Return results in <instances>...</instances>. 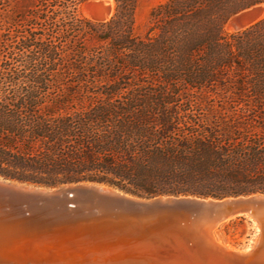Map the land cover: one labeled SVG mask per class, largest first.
Listing matches in <instances>:
<instances>
[{
    "label": "trees",
    "instance_id": "16d2710c",
    "mask_svg": "<svg viewBox=\"0 0 264 264\" xmlns=\"http://www.w3.org/2000/svg\"><path fill=\"white\" fill-rule=\"evenodd\" d=\"M83 1L41 0L31 67L0 66V176L148 197L264 193V17L225 29L264 0H166L144 34L140 0H115L104 22L78 17Z\"/></svg>",
    "mask_w": 264,
    "mask_h": 264
},
{
    "label": "water",
    "instance_id": "95a60500",
    "mask_svg": "<svg viewBox=\"0 0 264 264\" xmlns=\"http://www.w3.org/2000/svg\"><path fill=\"white\" fill-rule=\"evenodd\" d=\"M84 3L96 22L116 9L115 0ZM263 11L256 4L227 23L241 30ZM237 217L258 227L250 247L214 233ZM0 264H264V193L146 198L104 183L47 187L0 176Z\"/></svg>",
    "mask_w": 264,
    "mask_h": 264
},
{
    "label": "rangeland",
    "instance_id": "374dc122",
    "mask_svg": "<svg viewBox=\"0 0 264 264\" xmlns=\"http://www.w3.org/2000/svg\"><path fill=\"white\" fill-rule=\"evenodd\" d=\"M85 1L81 2L76 14L80 18L93 21L84 13L83 4ZM164 1L166 0L139 1L136 11L137 33L144 34L146 32L152 10ZM40 2L41 0H0V66L8 64L23 71L31 67L26 62L27 57L32 55V9ZM262 17H264V11L258 20ZM36 26L48 28L45 23ZM225 29L227 32L238 31L226 27ZM45 36L42 35V31L36 35L37 38ZM25 40L31 44L30 48L24 49ZM137 196L148 198V196ZM257 232L258 227L253 222L245 217H237L219 225L215 234L232 246L247 248L255 242Z\"/></svg>",
    "mask_w": 264,
    "mask_h": 264
},
{
    "label": "bare ground",
    "instance_id": "6f19581e",
    "mask_svg": "<svg viewBox=\"0 0 264 264\" xmlns=\"http://www.w3.org/2000/svg\"><path fill=\"white\" fill-rule=\"evenodd\" d=\"M85 6H86V3L83 4V10H84V13L86 14L87 17H89V18L91 19L90 15H89V14L86 12V10H85ZM263 8H264V4H263ZM226 28H227V29H230V30H237V28H236L235 25H234L233 19L227 23ZM223 223H224V222H223ZM221 224H222V223H221ZM221 224H220V225H221ZM216 228H217V227H216ZM216 228H215V230H214V233H216ZM215 235H216V237L218 238V240H219L220 242L224 243V244L227 245V246H232V245H230L229 243L223 241L221 238H219L217 234H215Z\"/></svg>",
    "mask_w": 264,
    "mask_h": 264
}]
</instances>
